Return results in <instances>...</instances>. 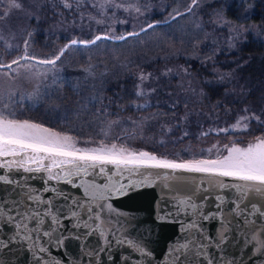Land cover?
Here are the masks:
<instances>
[{
    "label": "snow or ice",
    "instance_id": "snow-or-ice-1",
    "mask_svg": "<svg viewBox=\"0 0 264 264\" xmlns=\"http://www.w3.org/2000/svg\"><path fill=\"white\" fill-rule=\"evenodd\" d=\"M83 3L84 0H77L76 7H81ZM200 3L201 0H190L184 11L175 10L171 19L193 13ZM61 4L65 9H73L70 0H61ZM91 6L101 14L120 8L143 14L140 7H125L124 2L118 3L116 0H104ZM21 7L18 0H9V11L0 12V19L7 17L12 9ZM154 27V24L147 25L148 29ZM112 38L97 35L91 40L72 39L51 58L43 59L28 53L30 42L25 39V54L10 63L0 61V73L15 77L18 73L14 65L26 70H31L36 64L55 68L70 46H88ZM115 39L124 40L126 36ZM21 61H35V64H21ZM179 71L187 74L189 69L182 68ZM169 74H175L174 70L167 68L162 73L165 76ZM151 77L152 73L143 70L136 74L137 98L155 92V89L146 91L143 87ZM223 80V76H218L215 81L206 83L211 87ZM39 87L36 86L37 91ZM200 94L204 95L203 92ZM242 113L229 128L208 131L217 134L237 128L246 131L252 121L264 128L261 115L248 108L243 109ZM113 124L118 125L119 121L112 122L108 129L101 128L95 135L76 136L28 119H20L13 107L7 103L0 104V188L3 189L0 191V251L10 250L17 242L25 246L30 242L28 250H36L35 264H47L51 247L66 252L67 241H79L82 237L98 233V243L89 252L87 264H99L97 257L105 252L111 260L113 257L109 250L113 244L127 245L129 248L128 253L120 257L122 264H141L142 260L151 264L153 252L147 244L129 238V231L134 225L127 220L128 214L116 213L126 218L124 223L116 221L119 227L105 228L103 225L107 213H115L110 201L145 183H151L152 170H156V178L165 181L169 174L174 173L201 177L199 183H193L190 191L177 192L173 204L175 212L161 216V220L180 213L190 217L182 224L180 239L168 249L170 264H237L238 259L243 264L242 253L245 248L254 249L252 256L257 253L264 256V135L257 136L254 142L246 146L233 141L223 148L213 146L207 149L206 154L188 159L181 156L170 159L132 147L129 141L133 133L122 129L119 134H112ZM167 131H171V128ZM207 134L201 133L202 136ZM38 174H42V187L39 189L28 183ZM132 176L142 179L133 180ZM226 179L231 182H226ZM61 183L80 191L73 193L57 187ZM212 189H217L215 195H212ZM198 194L199 199H194ZM210 196L214 203L208 205ZM107 219L111 217L107 216ZM135 219L132 217V220ZM212 224L216 226L215 234L208 232L206 227ZM121 229H124L123 237L119 235ZM38 243L40 246L37 248ZM53 264H72V261L65 256L55 259Z\"/></svg>",
    "mask_w": 264,
    "mask_h": 264
},
{
    "label": "trees",
    "instance_id": "trees-1",
    "mask_svg": "<svg viewBox=\"0 0 264 264\" xmlns=\"http://www.w3.org/2000/svg\"><path fill=\"white\" fill-rule=\"evenodd\" d=\"M154 7L142 9V15L136 13L134 14L136 16L132 15L133 19L126 20L124 24L118 22L114 26L115 31L119 33L122 29L125 32L129 31L131 26L138 22L141 23L138 27L140 28L153 20H165L153 24L158 28L171 29L175 32L172 39L175 41L174 47L184 48V52L179 50L178 54L171 57L160 55L145 57L142 69L152 73V77L144 84L147 91L155 89V92L146 95L148 102L144 107L135 109L131 103L135 99H140L135 96L136 75L130 73L129 69H114L107 65L108 70L103 74L95 68V72L85 71L86 69L83 73L67 71L54 82L39 85V90L32 94L30 102L17 100L19 104L17 101L11 103L18 117L63 129L91 120L102 121L126 111L138 114L140 112V116L153 118L155 126L153 137L142 142V145L158 156H165L164 152L178 147V155L184 159L190 158L191 155L205 154L204 147L192 150L188 145L192 143L196 145L202 138V131L221 128L234 122L243 114V109L248 108L264 119V0L241 2L233 0L224 8L227 17L236 21L253 22L258 27L257 30H248L236 38L233 47H217L213 42L209 44L205 42L199 45L201 48L199 51L193 46L192 41L186 38L187 34L181 33V29L178 30L176 27L189 16L188 13L176 19H171L172 15L168 17L169 19H164L163 15L168 7L161 11ZM91 10L94 11L89 4L65 9L61 0H44L37 8L34 5L32 11L35 16L31 19L38 24L36 34L40 38L44 35L41 32L43 28L48 26L55 28L58 22L71 25L69 20L73 22L79 13L88 14ZM116 11L120 13L122 10ZM109 14L106 16L109 17ZM16 18L18 20L11 19L8 23L6 21L0 23L2 26H9V23L16 25V21H26L22 20L26 19L22 15L18 17L16 15ZM106 18V23L98 24L97 31L104 30L109 25ZM71 29H76V26H72ZM88 29L82 28V35H88L86 33ZM145 29L138 32V35H127L124 40H104H111L117 44L137 40L153 28ZM67 37L68 33L63 32L59 41ZM66 51L61 60L67 59ZM209 57L211 59H208ZM167 68L173 69L175 74L162 75ZM182 68L189 69V72L185 74L179 71ZM218 76L224 77L221 83L211 87L206 83L209 80L215 81ZM201 92L204 95H201ZM168 128H171V131H167ZM213 132L208 131L206 136L215 135ZM261 132H264V128L258 127L256 121H252L246 131H237L244 138ZM228 133L231 132H226Z\"/></svg>",
    "mask_w": 264,
    "mask_h": 264
},
{
    "label": "rangeland",
    "instance_id": "rangeland-1",
    "mask_svg": "<svg viewBox=\"0 0 264 264\" xmlns=\"http://www.w3.org/2000/svg\"><path fill=\"white\" fill-rule=\"evenodd\" d=\"M42 1L44 0H18L22 5L21 9H12L7 17L0 19V22L6 21L8 23L11 19L16 20V15L17 17L22 15L26 18L22 19L24 21L26 20L25 22L16 21V25H11L9 23V26H2L0 23V61L3 63H10L13 59H17L25 54V39H28L30 42L28 53L37 58L43 59L51 58L54 54L58 53L62 45L71 38L90 39L99 32H106L118 36L125 32V30L122 29L119 33L116 32L114 29L116 23L120 21H125L124 23H126V20L133 19V16H136L134 14L137 13L133 10L124 11L123 8H120L122 10L120 13L117 12L116 9H112L106 10L101 14L91 5L103 3L104 0H84L83 4H89V7L93 8L94 11L91 10L88 14L79 13L73 22L69 20V22L72 23V26H76V29H71L72 26L65 25L63 24L64 22H58L55 28H52L51 26L43 28L41 32L44 35L39 38L36 34V31H38L39 28L37 26L38 24L36 21H32L31 17L35 16L32 11L34 5H36L37 8ZM241 1L246 0H237V2ZM70 2L76 7L77 0H70ZM116 2H124L125 7H128L129 5L140 7L141 10L145 8L151 9L156 6L154 8L161 11L168 7V10L165 11L163 15V18L166 19L173 15L175 10H184L188 3H190V0H144V2L143 0H116ZM232 2L233 0H201L200 6L195 8L194 12L189 14V16L176 27L178 30L181 29V33L183 32L187 34L186 38L192 41V44L197 48V51L201 49L199 45L201 43L205 44V42L208 44L213 42L217 47H233L236 38L244 35L248 30L255 31L258 27L250 21H236L227 17L224 14V8ZM210 3L212 5H209ZM3 11H9V0H3V3H0V12ZM107 14H109V17L106 16ZM115 14L118 15L115 16ZM105 17H107L106 19H108L109 25L104 28V30L97 31L99 24L97 21H102L101 23L104 24L107 22L105 21ZM117 17L119 18L116 19ZM140 25L141 23L138 22L137 24L132 25L130 30H135ZM82 28H89L86 32L88 35H82ZM74 30H77L78 33ZM63 32H67L68 37L59 41L60 35ZM29 33L32 35L29 36ZM174 34L175 32L171 29L164 30L163 28L156 27L144 33L143 36L137 40H127L117 44L112 43L111 40L105 41L103 39L97 41L95 44L88 45L87 47L78 48L70 46L66 51L67 59L58 61L55 68L49 65L36 64L31 70H26L23 67L14 65L13 67L16 68L18 73L15 77L11 74L5 75L0 73V104L7 103L11 106V103L17 100H26L27 102H30L32 100V94L36 91L37 85L46 82L52 83L55 79L65 75L67 71L83 73L85 69V71H94L95 68L98 69L100 74H103L108 70V66L111 65L110 67L114 69H129L130 73L136 75L139 71L143 70L142 63H144L146 56L147 58L150 57L149 55L171 57L178 54L179 50L184 52V48L180 47V49H178L174 47L175 44H173V42L175 41H172ZM28 63L35 64V61H21V64ZM143 71L149 73L148 70ZM143 87L147 91L145 84ZM147 102L148 99L145 96L144 98L135 99L131 103L133 104V107L137 109V105H144L147 104ZM139 114L132 113V111H126L118 115L109 116L102 121L99 119L91 120L80 123L76 126L73 125L71 128L63 129L51 127L35 120H28L43 124L46 127L63 130L72 135L84 137L95 135L101 128L108 129L112 122L119 121L118 125H112V134H119L122 129H127L133 133V138L129 141L132 147L155 154V152L142 145V142L149 141L154 135V119L149 116H140ZM19 118L27 119L22 117ZM236 120L221 128H229L235 124ZM240 130V128H237L231 130V133L228 134H226V132H220L217 134V132L214 131L213 133L215 135H203L196 145H194L195 143L189 144L188 148L194 150L204 147L206 154L207 149L213 148V146L223 148L225 145H230L233 141L238 142L241 146H246L249 142H254L257 136L264 135V132H261L253 136H248V138H244L242 134L237 133V131ZM203 132L208 131H202L201 133ZM178 149V147L171 148L164 152V155L168 158L179 156ZM192 156L196 155H191L190 158Z\"/></svg>",
    "mask_w": 264,
    "mask_h": 264
},
{
    "label": "water",
    "instance_id": "water-1",
    "mask_svg": "<svg viewBox=\"0 0 264 264\" xmlns=\"http://www.w3.org/2000/svg\"><path fill=\"white\" fill-rule=\"evenodd\" d=\"M169 19V18H168ZM165 20H153L145 25L141 26L135 30H129L121 33L118 36L108 34L106 32L96 33L90 39H79V38H71L68 39L61 48H63L66 44L72 39L76 40H91L94 39L97 35H107L113 37H119L121 35L127 36V33H138L141 32V29L147 28L148 24H153L155 22H162ZM171 159V158H170ZM41 175L38 174L28 183L33 185L36 188L42 187ZM163 173H161V177H163ZM127 178V174H126ZM126 178L125 181L126 182ZM131 179L139 181L142 177L132 176ZM201 177L199 175H191V174H180L174 173L169 174V178L167 181L156 178V170H152L151 183H145L143 186L133 189L128 192L126 195L115 198L110 203L113 204L115 209V213H107V216H110L111 219H107L103 225L105 228L111 227H119L116 224V221L119 220L121 223L125 222V217L117 215L116 213H125L127 215V220L131 222L134 227L129 231V238L133 240H141L142 242L147 244V247L152 250L153 257L151 259V264H170L168 260V249L172 246V244L180 239L182 235V224L186 223L190 217L180 213L178 215L168 216L165 219L161 220V216H165L167 213L175 212L176 209L173 207L175 200L177 199V192L190 191L193 183H199ZM98 182H106V181H98ZM226 182H231L226 179ZM166 184L168 186H166ZM57 187H63L69 192L76 193L80 190L70 188L69 186L63 185L62 183L57 185ZM0 191H3L0 188ZM217 189H212V195H215ZM206 195V194H205ZM231 195V193H229ZM182 198V197H180ZM194 199H199L198 196L194 197ZM256 199H259L256 197ZM214 203V200L209 198L208 205ZM227 207H231L228 205ZM207 210V208H206ZM132 217H135V220H132ZM231 218V217H229ZM95 227V225H93ZM127 228L128 225L126 224ZM208 232L215 234L216 226L215 224L206 225ZM75 231V230H74ZM81 232L83 230H80ZM124 229H121L119 235L123 237ZM98 233L84 238L81 240H71L66 242V252H62L55 247H51L50 245H46L51 247V252L47 264H53L54 260L57 258L67 257V260H71L72 264H87V256L89 252L96 247L98 243ZM47 238H45L46 240ZM31 244L29 242L28 246L17 242L15 245L11 247V249H4L0 251V264H35L34 254L36 252L35 249L32 251L28 250ZM39 243L37 244V248L39 247ZM86 246V247H85ZM112 253V259H108V253H102L97 260L99 264H122L120 257L122 254H127L129 248L127 245L117 246L113 244L112 248L109 250ZM254 249L245 248L243 251V264H264V256L257 253L255 256L251 255V252ZM75 257H80L81 259H74ZM141 264H146V261L142 260ZM237 264H240V260H237Z\"/></svg>",
    "mask_w": 264,
    "mask_h": 264
}]
</instances>
